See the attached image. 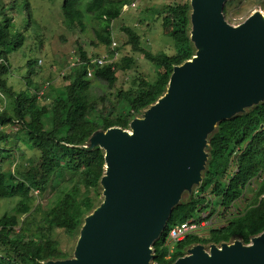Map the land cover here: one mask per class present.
Listing matches in <instances>:
<instances>
[{"label": "trees", "instance_id": "16d2710c", "mask_svg": "<svg viewBox=\"0 0 264 264\" xmlns=\"http://www.w3.org/2000/svg\"><path fill=\"white\" fill-rule=\"evenodd\" d=\"M129 2L64 0L62 10L70 24L81 26L82 30L86 27V19L92 15L98 23L94 28L97 43L111 46L112 24ZM237 2L229 0L226 3V18L232 15L229 6ZM20 4L25 9L28 7V3ZM158 12L163 15V25L171 30L178 49L170 54L164 51L153 53L141 48L147 59L162 70L153 82L142 79L129 92L120 89L119 111L108 114L98 108L97 98L89 92L91 78L95 77L107 82L109 87H114L118 80L117 72L130 69L135 62L133 56L97 65L93 62L96 57H92L80 43L79 63L65 77L69 83L64 86L63 92H55L53 87L46 92L47 87L41 93V84L29 78L28 88L17 92L5 78L9 72L5 59L7 52L23 46L25 35L11 34L8 20L0 19V92L9 98L6 108L0 110V198L17 196L20 199L18 213L0 218V264H44L49 260L73 257L60 247L53 236L54 228L61 227L70 236H80L86 217L104 198L102 180L106 172L105 151L98 145L92 149L83 146L89 144L91 136L100 130L112 126L128 128L134 118L164 95L174 66L182 64L196 53L190 33V0L162 7ZM123 28L129 34V42L137 49L141 43L140 35L128 26ZM93 44L96 45L94 40ZM35 62L30 61L28 64L33 66ZM89 68L93 69L92 76L88 75ZM29 73H32V69ZM51 96L50 102H40V97L48 99ZM14 122L21 124L16 139L10 138L4 128ZM8 139L15 142L21 140L27 147L37 148L40 152L39 164L23 170L18 168L17 171L6 169L4 161L12 157V149L3 146ZM208 143L209 157L199 184L200 193L209 190L222 204L229 206L242 196L254 178L260 176L261 180L243 213L221 227L211 228L207 237L187 236L178 241L170 253L165 245L169 230L181 219L202 218L201 213L205 208L212 205L214 210L219 202L207 201L205 196L197 194L196 197L191 196L189 201L177 204L161 236L152 245L153 261L158 264H174L194 244H220L236 238L248 244L253 236L264 231V100L219 122L209 134ZM234 159L237 170L227 178ZM55 178H60L61 183L53 204L47 209L38 208V211L42 208L43 223L31 235L26 234V227L23 226L17 232L20 216L32 209V191L46 192Z\"/></svg>", "mask_w": 264, "mask_h": 264}, {"label": "water", "instance_id": "95a60500", "mask_svg": "<svg viewBox=\"0 0 264 264\" xmlns=\"http://www.w3.org/2000/svg\"><path fill=\"white\" fill-rule=\"evenodd\" d=\"M228 1L190 0L196 53L128 128L100 130L83 146L105 151L103 202L86 217L75 255L44 264H158L152 245L183 190L201 183L209 134L264 100V13L232 24ZM206 246L192 245L174 264H264V231L248 244Z\"/></svg>", "mask_w": 264, "mask_h": 264}, {"label": "rangeland", "instance_id": "374dc122", "mask_svg": "<svg viewBox=\"0 0 264 264\" xmlns=\"http://www.w3.org/2000/svg\"><path fill=\"white\" fill-rule=\"evenodd\" d=\"M186 1L130 0L129 4L136 3V5H129L123 9L122 14L114 20L112 24L113 40L117 42L115 61L125 56H133L135 62L130 69L117 72L118 80L114 87H109L107 82L95 77L91 78L89 92L94 95V98H97V106L100 110L106 114L118 112L120 103L118 92L120 89L129 92L136 88L139 80L143 79L150 82L156 80L162 69L148 60L141 48L149 49L153 53L164 51L171 54L177 51L178 47L172 32L164 27L163 15L159 14L158 9ZM20 2L28 3V7L25 9ZM63 2L64 0H0V19L8 20L9 32L25 35L23 46L7 52V60L5 59L9 66V72L5 78L17 92L28 88V78L35 83H40L44 91L48 87L46 92L50 91L51 87L54 88L55 92H63L64 86L69 83L65 77L79 63L80 43L92 57L112 56L114 54L111 46L97 43L98 40L94 31V28L98 26L97 20L90 15L86 19L84 30L81 29V26L70 24L62 10ZM229 10L232 15L227 20L232 24H239L256 10L264 13V0H238L237 3L229 6ZM125 26L132 28L140 35L141 43L137 49L133 48L129 42V34L123 28ZM93 40L96 45L93 44ZM30 61L36 62L31 66L28 64ZM30 69H32L31 74L29 73ZM48 83L50 85H47ZM39 99L41 103L45 104L52 100V96L48 99L43 97ZM7 103H9V98L0 92V110L5 109ZM20 127V123L14 122L4 128L10 138L16 139L15 136H17ZM13 139L6 140L3 145L8 150L12 149V157L4 161L6 169L17 171L18 168L23 170L25 167L39 164L40 152L37 148L31 149L24 145L21 140L15 142ZM207 149L208 147H206V151ZM236 170L237 162L234 159L227 178ZM51 173H54L53 170ZM260 180V176L254 178L242 196L229 206L222 204L220 199H217L209 190L200 193L199 184H194L189 189L185 188L180 194L179 203L189 201L191 196L196 197L197 194L198 196H205L207 201L219 202L214 210L210 205L201 213V216H205L211 222L209 226L201 228V232L208 236L211 228L221 227L231 218L244 212L247 204L253 198V192ZM60 183L61 179L55 178L49 184L46 192L32 191V209L20 216V223L16 228L17 232L22 230L21 226L26 227V234L29 235L38 229L39 224L43 223L42 208L40 211L38 208L41 206L47 209L53 204ZM92 194L95 196L94 190H92ZM19 201L17 196L0 198V218L4 215L18 213ZM53 236L63 250L69 251L73 256L75 255L78 236L68 235L61 227L54 228ZM167 243L173 244L172 241H167ZM206 248L208 249V246Z\"/></svg>", "mask_w": 264, "mask_h": 264}, {"label": "built area", "instance_id": "2783aa9c", "mask_svg": "<svg viewBox=\"0 0 264 264\" xmlns=\"http://www.w3.org/2000/svg\"><path fill=\"white\" fill-rule=\"evenodd\" d=\"M129 5L135 6L136 3L126 4L124 6V9L127 8ZM116 45L117 42L113 40L111 44V48L114 51V54H112V56H108V55L102 57L99 56L96 57L93 60V62H96L97 65H102V64L105 65L106 63L115 62V59L117 57ZM88 75L89 76L93 75L92 68H89ZM47 85H49V83ZM43 91L44 90H42L41 93H43ZM210 223L211 222L207 220L205 216H202V218L191 217L178 221L169 230L168 235L166 236L165 239V245L169 248V252L170 253L173 252L175 244L189 235H198L200 237H206V235L201 232V228L209 226ZM167 241H172L173 244H169L167 243Z\"/></svg>", "mask_w": 264, "mask_h": 264}, {"label": "clouds", "instance_id": "9594fccd", "mask_svg": "<svg viewBox=\"0 0 264 264\" xmlns=\"http://www.w3.org/2000/svg\"><path fill=\"white\" fill-rule=\"evenodd\" d=\"M207 237V236H206Z\"/></svg>", "mask_w": 264, "mask_h": 264}]
</instances>
